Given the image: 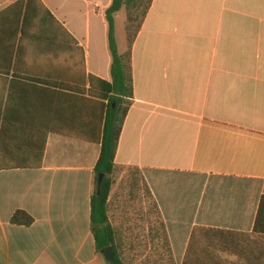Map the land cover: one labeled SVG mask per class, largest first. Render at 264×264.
<instances>
[{
  "label": "crops",
  "instance_id": "0c3cea01",
  "mask_svg": "<svg viewBox=\"0 0 264 264\" xmlns=\"http://www.w3.org/2000/svg\"><path fill=\"white\" fill-rule=\"evenodd\" d=\"M17 1L0 0V162L45 152L0 170V264H108L91 230L101 145L81 139L101 108L26 78L74 81L82 49L86 75L111 81L112 0H41L76 45L49 20L23 35ZM132 58L115 163L142 171L176 264H264V0H153Z\"/></svg>",
  "mask_w": 264,
  "mask_h": 264
},
{
  "label": "trees",
  "instance_id": "16d2710c",
  "mask_svg": "<svg viewBox=\"0 0 264 264\" xmlns=\"http://www.w3.org/2000/svg\"><path fill=\"white\" fill-rule=\"evenodd\" d=\"M152 2L153 0H146L141 21L137 26H134L136 15L130 9L138 8L142 4V0H112L111 6L107 9L109 48L112 56L111 81L86 75L82 49H79L80 62L78 66L80 69L78 68L77 79L74 76V81L62 82L64 80L49 78V76L38 79L26 78L33 84L42 85L52 91L61 89L81 94L87 93L101 108V121L96 135L81 139L101 145V154L95 169L96 185L99 175H104V181L100 194L96 190L92 198L91 230L99 254H103L107 248L112 249L114 261L108 264H176L165 221L142 171L137 167H119L115 163L123 125L131 105V99L134 97L132 58L134 42ZM124 7L129 9L126 25L127 49L123 54H119L114 36V17ZM10 8L19 10L20 19L22 17L23 35L26 34V26L29 21L42 20L46 22L49 20L76 45L75 40L57 22L41 0H18ZM7 116L8 111L4 113V118L6 119ZM44 152L45 144H42L37 162L20 164H14L11 161L0 162V170L5 169L3 167L11 166L40 167ZM120 171L121 175H119ZM120 193H126L127 196H133L135 199L140 197V200L144 202L143 205L148 207L145 212L143 209L140 214L141 223L138 225V230H140L138 234H131L135 230L132 225L120 221L113 223L111 220L113 205L119 204L123 198ZM12 223L28 227L34 223V219L25 211H17L12 218ZM254 232L264 235V196L259 203Z\"/></svg>",
  "mask_w": 264,
  "mask_h": 264
},
{
  "label": "rangeland",
  "instance_id": "374dc122",
  "mask_svg": "<svg viewBox=\"0 0 264 264\" xmlns=\"http://www.w3.org/2000/svg\"><path fill=\"white\" fill-rule=\"evenodd\" d=\"M146 4V0H142V4L138 8H132V13L136 15V21L134 22V26H137L141 21L142 11L144 5ZM129 9L122 8V10L115 16L114 19V36L116 40V45L119 54H123L127 49V39H126V25H127V17H128ZM122 172H119L121 175ZM120 180L118 182V185ZM117 186L115 187V189ZM117 194V193H116ZM120 195L123 197L119 204L113 205L112 207V215L111 220L113 223L117 221L125 222L126 224L132 225V228H135L131 234H138L140 230H138V225L141 223L140 214L147 210V205H143L144 202L140 200V197L133 198V196H127L126 193ZM140 200V201H139ZM137 225V226H136ZM138 230V232H137Z\"/></svg>",
  "mask_w": 264,
  "mask_h": 264
},
{
  "label": "water",
  "instance_id": "95a60500",
  "mask_svg": "<svg viewBox=\"0 0 264 264\" xmlns=\"http://www.w3.org/2000/svg\"><path fill=\"white\" fill-rule=\"evenodd\" d=\"M103 181H104V175H99L98 182L96 185V190H97L98 194H100ZM103 254H104V256L108 262L112 263L114 261V255H113L111 248H107Z\"/></svg>",
  "mask_w": 264,
  "mask_h": 264
}]
</instances>
